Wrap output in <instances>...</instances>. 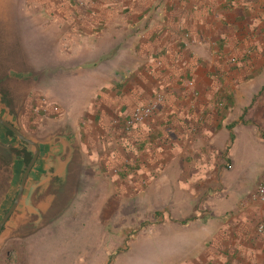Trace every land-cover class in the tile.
<instances>
[{"label":"crops","instance_id":"crops-1","mask_svg":"<svg viewBox=\"0 0 264 264\" xmlns=\"http://www.w3.org/2000/svg\"><path fill=\"white\" fill-rule=\"evenodd\" d=\"M29 58L53 60L36 69ZM50 71L58 78L41 90ZM71 78L82 84L56 97ZM157 92L156 109L126 131L133 107ZM56 111L0 232V264L22 263L2 256L5 245L45 226L37 214L64 188V140L48 142L59 133L78 148L77 195L108 178L114 205L128 208L119 222L161 232L157 264H264V205L254 198L264 163L247 179L264 156V0H0V117L25 134ZM29 150L0 125V218ZM125 162L127 172L111 174Z\"/></svg>","mask_w":264,"mask_h":264},{"label":"rangeland","instance_id":"rangeland-1","mask_svg":"<svg viewBox=\"0 0 264 264\" xmlns=\"http://www.w3.org/2000/svg\"><path fill=\"white\" fill-rule=\"evenodd\" d=\"M29 59L32 67L36 69L43 65L44 60H48V63L53 60V58ZM54 76L58 78L57 73L50 71L45 78L40 80L41 90H52L48 84L52 82L51 79ZM259 77L254 82L262 80L263 83V76ZM260 83L256 82V87ZM60 84L56 92L62 94H57L56 97L59 96L64 100L69 98L68 90L74 91L76 86L82 84V79L73 81L71 78L70 81H62ZM53 89L55 90L54 87ZM16 90H19V87ZM59 115V111H56L52 117L47 118L48 120L45 119L46 121L44 120L41 126L35 124L26 126L25 135L34 139L42 138L45 132L54 130L55 126L51 127L50 123L57 121ZM73 144L75 152L68 166L64 188L55 193L56 196L48 214L42 216V224L46 222L47 224L34 231L32 230L35 224L29 225L27 229H31V234L22 240L8 241L2 251V256L5 258L7 252L11 250L15 261H21V264H157L164 256L159 255L155 246L161 232L157 234L155 231L137 233L136 217L133 218L134 221L129 219L128 223L119 222L118 216L124 214L128 208L114 205L112 195L118 198L119 192L110 187L108 178L92 181L91 189L80 190L77 195L80 186V161L78 148L74 141ZM263 159L262 151L257 152L256 160L252 162L250 174L247 176L248 180L254 179L256 173L260 171L264 163ZM83 162H85L83 165L88 163L85 160ZM124 166H127V169H124ZM128 170L127 162L110 168L111 174L116 176ZM84 178V183L87 185V176ZM106 220L107 224L104 223ZM124 229H129V231L122 233ZM161 241L163 244L168 243L166 239ZM118 245L120 247L116 249L115 246Z\"/></svg>","mask_w":264,"mask_h":264},{"label":"water","instance_id":"water-1","mask_svg":"<svg viewBox=\"0 0 264 264\" xmlns=\"http://www.w3.org/2000/svg\"><path fill=\"white\" fill-rule=\"evenodd\" d=\"M0 125L7 131V133H9L11 136H14L18 140V142H21L22 146H26V147L28 146V148H31V150H29L28 156L25 159L23 173H22V176L19 182V186L17 188V192L15 194V197L13 198L10 206L7 208V210L4 212V214L0 218V232H1L2 228L4 227L9 217L11 216L14 209L16 208L23 194L28 175L31 169L33 168L37 160V157L39 155V145H38L37 140L26 136L20 130L18 126L17 127L13 126L12 124L8 123L6 120L2 119L1 117H0ZM59 139L60 140L62 139V141L64 140V145L66 147L64 151V155L61 158V166H60L62 170L64 171V180H66V172H67V167H68L67 165L72 157V153L75 150V148H74L73 142L71 144L69 137L66 134L59 133V134L52 135L48 139V142L54 145L55 144L54 141H57ZM37 215H38L37 221L39 222L41 221L42 223V215L41 214H37Z\"/></svg>","mask_w":264,"mask_h":264},{"label":"built area","instance_id":"built-area-1","mask_svg":"<svg viewBox=\"0 0 264 264\" xmlns=\"http://www.w3.org/2000/svg\"><path fill=\"white\" fill-rule=\"evenodd\" d=\"M77 4H81L82 0H73ZM163 99V94L161 92H157L154 94L151 101L143 104H138L129 113V115L124 120V129L129 131L131 128L143 122L146 118H148L152 112L156 109L157 104H159ZM56 110V107L53 108ZM127 169V166L123 167ZM114 171H116L114 169ZM254 198L258 200L261 204L264 205V175L256 186ZM259 231L264 233V226L259 227Z\"/></svg>","mask_w":264,"mask_h":264}]
</instances>
